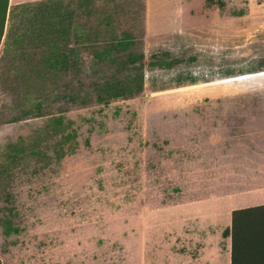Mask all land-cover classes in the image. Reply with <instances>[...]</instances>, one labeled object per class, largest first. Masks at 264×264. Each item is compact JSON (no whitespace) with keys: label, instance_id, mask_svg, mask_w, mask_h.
<instances>
[{"label":"rangeland","instance_id":"374dc122","mask_svg":"<svg viewBox=\"0 0 264 264\" xmlns=\"http://www.w3.org/2000/svg\"><path fill=\"white\" fill-rule=\"evenodd\" d=\"M53 1L67 8L64 68L52 71L35 37L0 44V263L181 264L172 216L190 205L196 230L201 197L175 192L181 177L202 191L185 161L210 145L212 155L264 156V124L257 131L240 121L255 117L230 112L264 110V0ZM33 22L17 9L4 31ZM124 33L145 63L178 62L146 65L138 95L100 102L94 47ZM225 130L232 140H219Z\"/></svg>","mask_w":264,"mask_h":264},{"label":"trees","instance_id":"16d2710c","mask_svg":"<svg viewBox=\"0 0 264 264\" xmlns=\"http://www.w3.org/2000/svg\"><path fill=\"white\" fill-rule=\"evenodd\" d=\"M79 1L81 7H85L86 0ZM51 2L54 1L16 3L8 9V0H0V44H3V50L8 44L7 40L1 41L2 36L10 38L13 44H19L28 37H35L47 46L45 58L52 71H57L60 67L64 68L68 62L63 47L67 43L69 25L64 15L67 8L61 6L59 2L50 5ZM17 9L31 13L34 19L32 29L8 28L5 32L6 20L11 21L13 12ZM60 11L63 12L60 14ZM44 12L49 14L48 21L43 18ZM137 44L138 41L134 37L124 33L111 38L100 48L94 47L92 55L94 63L90 70L92 87L98 101L138 95L142 90L146 65L170 68L178 62L176 58L162 59L161 56L154 54L151 60L145 63L144 55ZM187 80L194 83V79L190 76ZM229 236V264H264V203L232 209Z\"/></svg>","mask_w":264,"mask_h":264},{"label":"crops","instance_id":"0c3cea01","mask_svg":"<svg viewBox=\"0 0 264 264\" xmlns=\"http://www.w3.org/2000/svg\"><path fill=\"white\" fill-rule=\"evenodd\" d=\"M37 1L41 0H15L14 4ZM224 110L227 111V109ZM230 112H234L232 115L255 117L243 118L240 121L256 129L260 123L264 124L263 109H231ZM259 116L262 118H258ZM225 122H230V120ZM234 134L231 130L219 131V137L216 133H212V135H208L207 143L211 144L217 137L219 140L221 138L232 140ZM236 135L242 138L250 134L240 131ZM216 149L215 145H210L205 157L198 158L193 162L185 161L187 166L193 163L195 174L202 176L200 179L195 178V184L197 183L202 191H187L190 179L187 177L185 180L184 177H181L179 190L175 192L180 197L184 195H199L201 197L200 200H196L201 201L200 205L195 206L200 214L195 217L196 219H193L197 225L196 230L190 229L191 216H189V212L192 210L190 205L178 203L177 212H184V214H177L176 221L174 215L172 216L173 224L180 223L174 240L176 238L179 243L181 239L186 243L184 248L181 247L183 253L173 254V256L181 257V264H229L230 211L235 208L264 203V156L212 155ZM190 171L188 167L184 172L188 176ZM210 200L213 201V204L210 203ZM172 208L175 210L174 205ZM203 211H207L208 214H203ZM211 211H213V215H211ZM221 212L222 214H220ZM185 223L186 227H183Z\"/></svg>","mask_w":264,"mask_h":264}]
</instances>
